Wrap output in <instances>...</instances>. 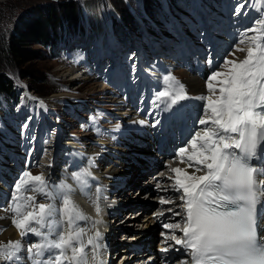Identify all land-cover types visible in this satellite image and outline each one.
<instances>
[{
    "label": "snow or ice",
    "instance_id": "1",
    "mask_svg": "<svg viewBox=\"0 0 264 264\" xmlns=\"http://www.w3.org/2000/svg\"><path fill=\"white\" fill-rule=\"evenodd\" d=\"M244 7L238 4L234 14H242ZM246 41L250 46L242 60L227 58L234 56L235 51H245L239 45ZM187 99L190 97L183 85L165 75L153 103H162L165 109L174 111ZM196 99L202 102L195 121L197 127L176 154L186 167L169 165L174 176L168 179L173 181L172 190L179 193L177 199L182 202L175 215L182 218L183 227L179 222L164 227L182 232L181 238L172 234L169 239L181 246L192 264H264V236L258 230V220L264 217V206L258 209L264 197V169L250 163L264 152V12L240 34L237 44L210 72L207 94ZM159 123L155 120L152 126ZM90 176L87 170L72 173L82 192L84 178ZM73 191L66 183L50 190L43 174L33 176L28 171L14 182L12 222L21 237L31 233L38 238L26 249L32 264H88L89 246L92 260L102 264L101 234L96 231L86 242L83 239L86 231L79 222L89 218L73 202ZM26 192L40 194L48 202L37 204L35 195H21ZM56 200L62 202L60 207ZM160 203L175 201L161 199ZM21 250L19 241H9L0 245V259L19 264L23 259Z\"/></svg>",
    "mask_w": 264,
    "mask_h": 264
},
{
    "label": "rangeland",
    "instance_id": "2",
    "mask_svg": "<svg viewBox=\"0 0 264 264\" xmlns=\"http://www.w3.org/2000/svg\"><path fill=\"white\" fill-rule=\"evenodd\" d=\"M218 1L219 0H209L205 2H214L216 9H219ZM236 1L237 0H231L230 5L233 6ZM250 2L249 0L244 13L249 11ZM69 3L78 6V9L75 8L74 10L75 18L78 22H76V25L72 26L64 22L67 19L64 17L65 15L61 18V29L58 27L56 28V33L60 38L58 39V50L55 51V56H52L45 45L36 41H31L28 43V46L25 47L22 55L18 56V59L16 55L9 54V59L3 57L0 62V72L4 73L11 80L15 89L14 92L17 97H19L17 101H13V99L9 101L8 111H6L4 116L0 113L1 153L5 148L6 151L7 149L11 150L10 147H7L9 146L7 141L17 145V147L21 146L24 153H26L28 149L32 151L38 141L37 150L39 152V160L44 159L47 152L46 150L42 152V146H44L42 145V139L47 141L46 145H48L51 135H54L53 132L57 125H59V128L62 130V139L65 138V134H73L79 136L81 142L85 139H87V142H90V140L96 141L98 138L92 135L91 123H89L87 119L91 120L92 116L97 117L102 125H107L114 121L109 115V113H114V102L116 101L114 87L111 86L113 84L110 83L113 79L104 80L102 79L103 74H100L103 68V71L108 68L106 66L109 61L104 57H106L107 53L112 49V47L109 46L111 37L117 40V46L119 47H125L127 45H134L137 47L141 44L147 46L151 44V39L154 40L159 36V32L165 34L174 33V19L179 20V22H185L186 20L197 21L200 16H198L199 10L195 7L197 5L195 0H97L96 4L98 5V9H102L103 6L106 17L113 19L114 24L112 23V27L110 26L111 34L105 30L102 33L101 42H97V45L104 49L100 72L92 71L90 73H85L81 72L79 69L81 65H85L86 67L85 62L82 61L81 53H84L82 49L85 48L86 52L89 50V54H91L93 52V50H91L92 47L89 45L87 47L86 45L95 41V37L92 36L86 24L84 25L78 0H0V44L4 45L5 50H7V43L10 35H15L18 30H22L24 19L34 16L36 10L51 7L54 9L55 14L60 17L61 12L67 8ZM110 4L115 8L116 12L115 10L113 11V7H111ZM222 4L227 5V2H222ZM257 4L258 0H255L253 5L256 6ZM163 5L165 8H161ZM118 8L122 9L125 14L128 12L133 16L135 28H132L131 24L127 22H121V20L116 19L118 16ZM233 8L234 7H232V9ZM259 9L260 12H258L257 9V12L252 11V15H255V17L251 20L258 19L261 12H264V8ZM244 13L243 15H245ZM202 14L203 13H201V15ZM126 16L129 15L126 14ZM78 24H80L81 27H79ZM173 33L172 38H174ZM247 47V45H243L241 48H246V51ZM245 51H235V55H230V59L239 60L238 57L240 54L246 53ZM1 56L2 53H0V57ZM78 59H81V61H78ZM75 62H78V64ZM114 63L115 62H112V64ZM143 64V61L139 62L140 67H144L142 66ZM111 69L116 70L118 68L111 65ZM121 71L120 69V72ZM117 73H119V71ZM74 76L80 78L69 80ZM189 77L190 76H187L185 79L187 80ZM22 86L26 87L25 89L28 93L25 94L26 99H24L22 93ZM6 98L7 95L0 91L1 105L6 103ZM22 102L23 104L18 112V107ZM9 108L12 111H10ZM39 108H41V111ZM116 108L120 114H130L129 111L123 110L120 104H116ZM43 109L46 110L48 117L44 116ZM1 117L9 124L7 128L4 122H2ZM53 121L56 123H53ZM25 124L28 125L27 128L22 127ZM82 125L84 127H81ZM94 125L97 128L95 122ZM50 144L51 142L49 143V147L51 148ZM3 160H8L6 153L3 155ZM31 170L33 172H41L37 167ZM129 192L130 189L126 188L121 197L124 198ZM130 200V198H127L121 200L119 203L128 204ZM147 200L151 201L149 199ZM141 201L140 199L138 200V202ZM143 203L148 204L149 202ZM152 203L151 206L155 204L154 202ZM149 204H151V202ZM154 208L155 207H153V209ZM132 209H127V207L123 208L119 211V213H121L115 216L117 217L116 219H123ZM138 219L141 218H125V220H119V222L115 223L113 229L116 231L113 236L114 240L125 242V232L133 229L130 226V221L136 222ZM125 226H130V228H126ZM117 227L119 229H117ZM123 245L124 244L119 245V247H123ZM112 257L116 258L115 261H120L122 255L117 257V253H115Z\"/></svg>",
    "mask_w": 264,
    "mask_h": 264
},
{
    "label": "bare ground",
    "instance_id": "3",
    "mask_svg": "<svg viewBox=\"0 0 264 264\" xmlns=\"http://www.w3.org/2000/svg\"><path fill=\"white\" fill-rule=\"evenodd\" d=\"M96 1L97 0H78L81 8L83 9V11L85 13V17L87 19V24H89L90 27L94 31H97L101 27V25L106 24V22L108 23V19H109V18L106 17V15L104 13V10H103L104 7L103 6H102V9L100 8L101 11H100V9H98V5L96 4ZM100 1H102V0H100ZM110 6L113 7L112 4H110ZM112 9H113V11L115 10L114 7ZM115 12H116V10H115ZM118 15H119L120 18H122L119 11H118ZM246 54H247V52L246 53H243V54H240V56L238 57L239 60H242L246 56ZM137 65L139 66V64H137ZM140 66H141V64H140ZM116 70H112V69H108V68L106 69V72L110 71L108 73H105V75H111V77L109 78V80H112L113 79V75L118 74L117 73L118 71L120 72V68H118ZM186 82L188 84V89L189 90L198 91V90H202L203 87H204V83L201 80H199V79H197V78H195L193 76H190L189 78H187ZM25 88L26 87L22 86V91H23L22 93L24 95V99H26L25 94L27 93V90ZM23 102L18 107V112H19V109H20L21 105L23 104ZM33 103H34V101H33ZM36 105H37V103H36ZM123 114L124 113H122V115ZM125 115H128V113H126ZM153 123H154V121H153ZM58 128H59V125H58ZM137 128L138 129H142L140 127H135V129H137ZM59 130L61 131V128H59ZM152 130H153V134H155L156 133V126L155 127L152 126ZM145 131L149 134V132L147 130H145ZM102 141L104 143L106 142L104 140H102ZM50 142H51V144H50L51 145V148L50 149L54 151V155L48 154V155H45V158L44 159H41V161L43 163L44 162L45 163L49 162L46 166L43 167V173L46 176H49V177H59V178H62V175L64 173V171H63L64 169L63 168L60 169L58 167V165H57V158L60 156V152L63 149V144H66L68 142V140H66V141H64L62 143V141H59V139H57L56 136H53L52 137V140ZM83 143H85V146L81 144L82 146H79L77 151L79 153H83L84 156H86V155H92L93 158H95L97 161H99V163H100L101 166H106L105 169H103L101 167H98L95 164H91V166H93L94 169L102 170V173L104 174L105 171H107V168H108V172H110L112 174H116V175H118L119 172L122 171V169H115L114 167H109V164H108V162L106 160V156L108 154V152H106V150H101V149L97 148L93 144V141L87 142V139H85L83 141ZM116 148L117 147H113V150L111 151L112 154H115L116 153ZM47 156L50 158V160L47 159ZM42 162L40 163V165H43ZM121 191L123 192V190H120V189L117 190L116 191V195H121ZM165 192H167V193L172 192V189L170 187H167V189H166ZM136 196H138V194ZM139 199L142 200L141 202H138L139 204H144L143 202H150L146 198L136 197V201H138ZM131 201H135V200H132L131 199ZM119 202L116 203L115 205L113 203L108 209H111L112 211H114L116 208H118L120 206L127 205V204H123V203H119ZM151 202H154V200H151ZM131 204H134V203H131ZM135 204L137 205V203H135ZM155 204H157V202ZM126 207H127V209L134 208V206L133 207L126 206ZM163 207H168V206H163ZM138 208L139 209H142L141 206H139ZM157 209L158 208H154L152 210H157ZM119 211H121V209ZM132 211H134V210H132ZM120 213L119 212L116 213L115 216H117ZM128 216L129 215H127L125 218H128ZM135 216H139V214L137 213L135 215H131L132 218H134ZM105 218H107V217L105 216ZM106 224L107 225L109 224V226H111V227H115V225H114L115 223L110 224V223L107 222ZM147 231H149V228H148ZM113 233H114V230H113ZM133 233L134 232L130 233L129 235H135V236H133L131 238L132 239H135V241H137L138 240V235L137 234H133ZM16 237H17V232L10 227V225L8 224V220L6 219V217L4 216V214L3 213H0V242L2 243L4 241H8V240L14 239ZM123 249L124 248H118V247H116V251H114V252H117V257H119L120 255H122V262L121 263H125V261H130L129 260L130 258H132V257L137 256L138 254H140V253H137V252H133V254L129 255L128 253L131 250H129V249H124L123 250ZM121 250H123V251H121ZM118 253H121V254H118ZM111 258H112V255H111Z\"/></svg>",
    "mask_w": 264,
    "mask_h": 264
},
{
    "label": "trees",
    "instance_id": "4",
    "mask_svg": "<svg viewBox=\"0 0 264 264\" xmlns=\"http://www.w3.org/2000/svg\"><path fill=\"white\" fill-rule=\"evenodd\" d=\"M75 8L78 9L77 5H73L72 3H69L67 5V8L61 12L60 17L55 14V11L53 8H48L46 7L43 9L36 10V13L32 17H28L24 19L23 24H22V30H18L17 34L15 35H10V38L8 39L7 43V50H5L4 45L0 44V53H2V56L0 57V62L3 57H6V59H9V54H14L16 55V58L18 59V56H21L22 53L25 50V47L28 46V43L31 41H36L39 42L43 45H45L52 56H55V51L58 50V39L60 38L59 35L56 33V28L58 27L61 29L62 24L61 23V18L64 16L67 19L64 21L66 23H69L70 25L74 26L78 22V20L75 18L74 10ZM118 11L121 14V17L123 19H130L132 20L133 17L126 12L127 15L122 11V9L118 8ZM67 12V13H65ZM79 27H81L78 24ZM7 52V54H6ZM0 91L5 93L7 95V101L4 105L0 104V111L2 115L4 116L6 111H8V103L11 99L17 101V95L15 94V89L13 87V84L11 80L2 72H0ZM10 109V108H9ZM10 111H12L10 109ZM4 121V119L2 118ZM135 201H131L129 203H134V204H127L124 206H120L117 211L122 208H125L126 206H136L140 205L143 210H147L153 203L151 204H139L136 199H132ZM131 206V207H133ZM112 211V210H111ZM114 212V211H113ZM118 243H121L118 241Z\"/></svg>",
    "mask_w": 264,
    "mask_h": 264
}]
</instances>
